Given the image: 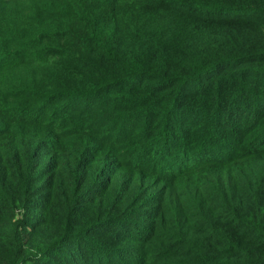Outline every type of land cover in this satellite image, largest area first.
Returning a JSON list of instances; mask_svg holds the SVG:
<instances>
[{
    "label": "trees",
    "instance_id": "trees-1",
    "mask_svg": "<svg viewBox=\"0 0 264 264\" xmlns=\"http://www.w3.org/2000/svg\"><path fill=\"white\" fill-rule=\"evenodd\" d=\"M0 264H264V0H0Z\"/></svg>",
    "mask_w": 264,
    "mask_h": 264
},
{
    "label": "rangeland",
    "instance_id": "rangeland-1",
    "mask_svg": "<svg viewBox=\"0 0 264 264\" xmlns=\"http://www.w3.org/2000/svg\"><path fill=\"white\" fill-rule=\"evenodd\" d=\"M14 36H16V37H17V34H14Z\"/></svg>",
    "mask_w": 264,
    "mask_h": 264
}]
</instances>
